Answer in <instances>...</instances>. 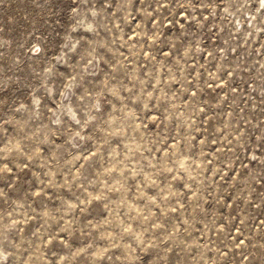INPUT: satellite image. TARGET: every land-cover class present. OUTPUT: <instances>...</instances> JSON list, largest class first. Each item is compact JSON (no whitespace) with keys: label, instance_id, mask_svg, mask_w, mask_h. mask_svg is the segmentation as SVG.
I'll return each instance as SVG.
<instances>
[{"label":"rangeland","instance_id":"obj_1","mask_svg":"<svg viewBox=\"0 0 264 264\" xmlns=\"http://www.w3.org/2000/svg\"><path fill=\"white\" fill-rule=\"evenodd\" d=\"M0 264H264V0H0Z\"/></svg>","mask_w":264,"mask_h":264}]
</instances>
